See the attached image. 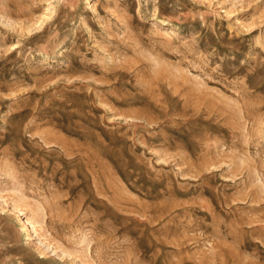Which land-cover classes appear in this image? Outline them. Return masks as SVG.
I'll return each instance as SVG.
<instances>
[{
  "label": "rangeland",
  "instance_id": "rangeland-1",
  "mask_svg": "<svg viewBox=\"0 0 264 264\" xmlns=\"http://www.w3.org/2000/svg\"><path fill=\"white\" fill-rule=\"evenodd\" d=\"M0 264H264V0H0Z\"/></svg>",
  "mask_w": 264,
  "mask_h": 264
}]
</instances>
